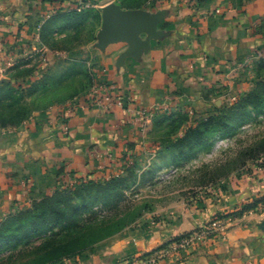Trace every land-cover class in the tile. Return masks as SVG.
<instances>
[{"label":"crops","instance_id":"0c3cea01","mask_svg":"<svg viewBox=\"0 0 264 264\" xmlns=\"http://www.w3.org/2000/svg\"><path fill=\"white\" fill-rule=\"evenodd\" d=\"M79 1L0 0V83L14 84L16 68L34 70L24 88L47 73L54 87L73 73L77 63L61 60L40 36L57 38ZM148 19L151 26L132 42L106 40L101 31L82 48L88 60L80 66L92 79L83 96L69 98L70 89L57 87L49 95L41 91L37 97L45 102L27 121L0 128V221L53 196L65 172L106 173L144 115L207 117L249 90L253 64L264 59V0L173 1ZM108 95L122 105L107 107ZM263 197L264 169L254 170L219 196L132 226L60 264H264Z\"/></svg>","mask_w":264,"mask_h":264},{"label":"rangeland","instance_id":"374dc122","mask_svg":"<svg viewBox=\"0 0 264 264\" xmlns=\"http://www.w3.org/2000/svg\"><path fill=\"white\" fill-rule=\"evenodd\" d=\"M88 1L85 18H81L78 24L76 23V27L55 37L58 44L62 45L60 48L58 46L61 60L73 59L78 65L63 86L68 85L81 96L91 89V86L87 88V84L92 80L91 72L86 73L80 66L87 59V54L83 53L82 48L95 43L98 34H101L103 8L113 6L123 14L137 13L152 18L173 1L181 2V0ZM190 1L197 2V0ZM49 59L54 61L51 57ZM89 61L93 63L95 60L90 57ZM250 82L246 93L234 97L226 104L224 102L216 111L244 99L264 83V59L253 64ZM17 88L18 85L10 87L0 85L1 129H13L23 124L37 107V101L32 97L35 91L33 86L26 89L19 87L20 90ZM263 115L259 114L257 117L252 115L246 120L247 117L241 120L238 131L221 136L215 142H208L207 145L198 144L192 148L181 145V135L187 127L194 126L196 122L206 117H194L192 113L178 112L166 115H144L142 128L134 133L131 141L121 147L118 158L112 159L111 169L107 168L108 171L102 176L104 179L114 178L105 184L92 186L71 195H57L43 204L38 211L44 210L45 213L50 214L49 212L54 211L58 206L64 207L67 219L57 220L59 223H67L72 216L79 223L98 221L121 211L136 216L134 223L117 234L137 224L145 226L149 221L158 222L179 215L189 207L200 205L228 191L238 184L241 177L250 175L254 170L264 169V154L245 165H238L237 160V151L240 147L252 143L264 133V126L261 124L262 121L264 122ZM239 117L241 112L236 114L235 120ZM260 202L264 204V197ZM72 207H75L76 212H73ZM47 219L50 222L51 216L48 215ZM7 221L3 223L6 225ZM51 227L44 225L40 228V233L50 230L57 232V229L52 230ZM36 233L31 236L19 233L17 239L10 243H0V251L3 254L5 252L7 256L8 250L20 245H31L36 242L38 245L39 233ZM110 238L112 237H106L93 248ZM39 254V251L14 252V261L9 264H29L28 259ZM45 259L47 258L36 261V264H58L63 261Z\"/></svg>","mask_w":264,"mask_h":264},{"label":"trees","instance_id":"16d2710c","mask_svg":"<svg viewBox=\"0 0 264 264\" xmlns=\"http://www.w3.org/2000/svg\"><path fill=\"white\" fill-rule=\"evenodd\" d=\"M204 1L205 0H197L196 4L202 3ZM88 3V0L79 1L78 3H76L74 9L67 12L66 15L68 19L64 18L63 21L61 20V22H67V28H65L66 26L59 28V35L67 32L68 29L76 27L78 24L77 22H79L81 18H85V11L88 9ZM59 21L60 20L57 19V22ZM40 39L41 42L47 44L53 50L55 49L58 51V49L62 46L58 44V41L55 37L49 39L47 37L40 36ZM33 74V68H16L11 74V78L14 81V84L0 83V85L7 87L18 85V90H20L19 87H21L22 89H26L23 87V83H26V80H28V78H30ZM48 75L49 74L47 73V78L45 77V79H41L39 83L35 82L30 86H33V90H35L32 94V97L34 101H37L36 108H38L41 103L45 102L44 100H42V98L38 99L37 97L38 94H41L39 93L41 91L42 94L49 95L50 92L48 91H50L52 88L57 87L63 88L65 90L70 89L71 94L69 98L79 95L68 85L63 86L64 82L66 83L67 81L66 79L70 76L64 78L60 84L53 87L49 83L50 80L48 78ZM87 86V88L91 86V81L87 84ZM67 100V98L63 97L60 102L64 103ZM215 112L214 114H210L206 118L196 122L194 126L187 127L181 135V145H185L191 148L197 146L198 144L207 145L208 142H215V140L221 136L238 131V129L240 128L241 120L243 121V119H246L247 117L248 118L246 120H248L252 115L257 117L259 114H264V83H261L259 88H255V90L249 93L244 99L238 101L230 107H224ZM238 112H241V117L235 120L236 114ZM262 119H264V115ZM261 124H263L264 126L263 121ZM21 125L22 124H20L19 126ZM181 154H183V152H181ZM263 154L264 133L262 135H259L252 143L244 147H240V149L237 151L238 165H245L247 162L254 161ZM123 170H125V168H123ZM104 173L105 172H103V174L98 178H93L92 174H89L85 177H78L74 172H65L60 175L59 183L53 196L46 197L41 202L32 203L28 208L17 211L0 221V243H10L12 240L17 239V234L19 233L25 234V236H31L35 232L39 233L38 240L40 241L38 245L36 244V242L31 245L26 244L20 245L16 248H12L8 250L9 254L7 256H5V252L3 254V252L0 251V264L12 263L14 261V252L20 253L22 250H26L28 251V253H30V251H39V255L28 259V261H30L29 264H36V261L39 262L43 258H47L49 261H64L72 259L91 251L93 247L97 245V243H99L101 240L105 239L106 237H113L128 225L134 223L136 220V216L133 217L131 213L126 211L118 212L117 214H114L112 216H105L98 221L90 220L86 223H79L74 216L69 218V221L67 223H59V221L57 220L67 219L65 209L61 206H58L54 211L49 212L50 214L45 213L44 210H41L42 212L38 211L39 209H41L43 204L57 195H71L77 192H81L92 186L105 184L112 178H114L109 177L107 179H104L102 177L104 176ZM72 210L73 212H76L75 207H72ZM48 215L51 216L50 222H48L47 219ZM5 221H7L6 225L3 223ZM68 223L70 224L69 226ZM44 225L52 226V230L57 229V232H52L50 230L51 232L46 231L44 233H40V228ZM11 233L12 235H10ZM15 233L16 235H14ZM35 244L37 246H35ZM63 261H61L60 263H62Z\"/></svg>","mask_w":264,"mask_h":264},{"label":"water","instance_id":"95a60500","mask_svg":"<svg viewBox=\"0 0 264 264\" xmlns=\"http://www.w3.org/2000/svg\"><path fill=\"white\" fill-rule=\"evenodd\" d=\"M102 36L106 40L123 39L132 42L135 33L143 28H149L148 18L137 14H123L113 6L102 9Z\"/></svg>","mask_w":264,"mask_h":264},{"label":"built area","instance_id":"2783aa9c","mask_svg":"<svg viewBox=\"0 0 264 264\" xmlns=\"http://www.w3.org/2000/svg\"><path fill=\"white\" fill-rule=\"evenodd\" d=\"M85 7H87V6H85ZM104 101H105L107 107H111L113 105H122V101H120L119 98L111 96V95L106 96L104 98ZM215 224H216L217 229L221 227L220 221H217ZM207 237H208L207 231L203 230L201 232V239L204 241ZM187 244H190V240L185 243V245H187Z\"/></svg>","mask_w":264,"mask_h":264}]
</instances>
